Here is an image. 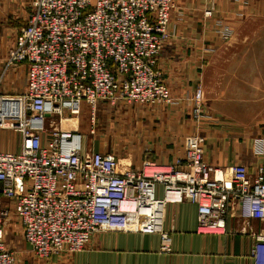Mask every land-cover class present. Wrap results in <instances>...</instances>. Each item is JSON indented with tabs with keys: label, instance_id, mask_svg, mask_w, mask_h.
Listing matches in <instances>:
<instances>
[{
	"label": "built area",
	"instance_id": "2783aa9c",
	"mask_svg": "<svg viewBox=\"0 0 264 264\" xmlns=\"http://www.w3.org/2000/svg\"><path fill=\"white\" fill-rule=\"evenodd\" d=\"M174 5V0L30 1L5 60L6 66H25L26 86L19 93L0 92V129L20 135L19 150H0V264H19L3 239L10 213L39 258L82 250L98 231L157 233L159 251L169 253L175 226H164L167 207L184 200L196 205L199 233H225L234 201H250L251 215L264 218V166L251 172L241 163L212 165L199 132L185 137L183 155L171 163L144 157L138 168L120 169L114 153L86 149L85 134L74 127L83 104L94 135L100 102H173L157 62L170 36ZM213 10L210 5L203 13ZM231 33L224 28L223 39ZM192 98L196 124L213 120L203 110L202 84ZM249 252L255 264H264V234L255 235Z\"/></svg>",
	"mask_w": 264,
	"mask_h": 264
},
{
	"label": "crops",
	"instance_id": "0c3cea01",
	"mask_svg": "<svg viewBox=\"0 0 264 264\" xmlns=\"http://www.w3.org/2000/svg\"><path fill=\"white\" fill-rule=\"evenodd\" d=\"M30 1L0 0V92L3 93H19L26 86L25 66H6L5 60L26 21ZM174 4L170 36L157 62L173 102L119 109L118 121L107 120L105 115L100 118L93 138L88 141L85 137V148L112 152L120 169H133L139 167L144 157L171 163L183 155L185 137L199 132L204 136L202 151L209 163L217 166L241 163L253 172L257 166H264V109L239 114L232 110L229 96H225L224 104L218 105L205 94L212 86L219 92L233 91L232 80L222 83L219 78L226 76L227 71L216 67L217 60L249 22L252 25L251 21H256L258 36L264 34V0H174ZM210 5L214 6L213 13L205 16L203 9ZM226 27L232 31L228 40L222 37ZM199 83L203 86V110L213 120L204 119L196 124L190 113L194 89ZM101 112L104 115L103 109ZM75 127L85 131L83 127ZM120 128L124 135L116 132ZM19 149L20 135L0 129V150ZM161 193L158 185L156 194ZM250 210L248 200L232 202L226 214L225 233L212 234L197 232L195 204L184 200L168 205L164 226H175L169 253L159 251L157 233L98 231L82 250L53 253L48 258L33 255L24 242L17 251V259L19 264H255L249 251L255 235L264 234V218L251 215Z\"/></svg>",
	"mask_w": 264,
	"mask_h": 264
},
{
	"label": "rangeland",
	"instance_id": "374dc122",
	"mask_svg": "<svg viewBox=\"0 0 264 264\" xmlns=\"http://www.w3.org/2000/svg\"><path fill=\"white\" fill-rule=\"evenodd\" d=\"M249 22V25L241 29L237 38L232 44L225 49L222 58L217 60L216 67L226 69V76H221L222 83L231 84L233 91L219 92L217 87L207 88L205 97L209 100H215L216 104H224L225 96L232 99V110L239 114L247 115L252 112H261L264 109V34L258 36L256 21ZM216 80L213 81L215 83ZM233 85V86H232ZM230 86V85H229ZM226 87V86H225ZM228 87V86H227ZM135 105H144L140 103H108L100 102L96 109V120L98 117L97 128L100 126V118L107 117V120L118 121L120 119L117 110H126L133 108ZM102 109L104 115H102ZM77 122L72 120L74 127H83L84 134L88 141L93 138V134L89 133V107L82 105V109ZM106 121V120H105ZM121 129V128H120ZM97 132V129H96ZM120 135L125 132L116 130ZM9 199L3 197V205L7 206ZM3 239L6 245L12 249L16 255L18 250L25 243L22 237L21 227L17 217L10 213L3 221ZM31 253L35 255L32 251ZM36 256V255H35Z\"/></svg>",
	"mask_w": 264,
	"mask_h": 264
}]
</instances>
